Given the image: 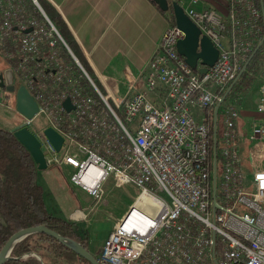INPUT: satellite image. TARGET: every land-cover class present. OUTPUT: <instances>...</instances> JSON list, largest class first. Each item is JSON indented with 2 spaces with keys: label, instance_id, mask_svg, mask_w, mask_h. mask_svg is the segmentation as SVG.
I'll return each instance as SVG.
<instances>
[{
  "label": "built area",
  "instance_id": "built-area-1",
  "mask_svg": "<svg viewBox=\"0 0 264 264\" xmlns=\"http://www.w3.org/2000/svg\"><path fill=\"white\" fill-rule=\"evenodd\" d=\"M178 3L219 50L217 62L204 75L192 69L177 49L185 34L171 20L142 84L119 96L89 75L38 0H0V42L16 46L4 56L17 60L14 76L38 106L23 124L48 166L68 172L74 190L98 198L110 179L140 190L105 239L101 264H264V84L245 133L253 145L252 184L243 170L241 97L227 96L218 110L224 129L219 136L218 126L216 180L208 116L256 50L262 11L256 0H228L226 14L198 9L200 0ZM47 128L63 137L59 152Z\"/></svg>",
  "mask_w": 264,
  "mask_h": 264
},
{
  "label": "crops",
  "instance_id": "crops-1",
  "mask_svg": "<svg viewBox=\"0 0 264 264\" xmlns=\"http://www.w3.org/2000/svg\"><path fill=\"white\" fill-rule=\"evenodd\" d=\"M43 1L50 13L63 22L99 86L102 89L109 88L119 96H126L129 92V96L135 94L134 88L142 84L149 70L148 63L171 22L170 15L163 13L153 0ZM205 8L226 14L228 0H200L198 9ZM2 50L4 53L5 50ZM260 89L252 94L251 99H246L247 95L241 98L242 152V145L249 142L245 133L249 132L253 123ZM149 98L155 102L159 100L153 93L149 94ZM193 113L199 120L205 116L204 111L196 107ZM251 148L249 142L248 165L243 160L247 184H252L254 172L250 160Z\"/></svg>",
  "mask_w": 264,
  "mask_h": 264
},
{
  "label": "trees",
  "instance_id": "trees-1",
  "mask_svg": "<svg viewBox=\"0 0 264 264\" xmlns=\"http://www.w3.org/2000/svg\"><path fill=\"white\" fill-rule=\"evenodd\" d=\"M38 2L57 27L72 52L79 59L84 69L95 79L84 57L72 41L63 22L59 17L50 13V10L43 0H38ZM256 2L259 9H261L260 0H256ZM171 3L170 1V11L167 13L163 12L156 3L155 5L163 13L169 14L172 23L175 25V17ZM39 17L41 16L39 15ZM260 25L262 27L261 41L264 36L263 17H261ZM2 49L16 52V46L9 41L4 44ZM65 57H68L67 52L65 53ZM263 59L264 45L257 52L247 70L228 94V100H233L249 93L253 82L260 74ZM9 61L11 68L15 69L17 60ZM213 114L214 110L208 116L211 118V125L214 130ZM38 172V166L34 162L31 154L19 142L14 133L10 130L0 128V252L12 235L21 230L39 226H45L65 238L77 241L89 250V242L83 239L76 223L54 216L50 212L46 202L45 191L38 183ZM5 264L91 263L70 248L61 244L58 240L46 234H34L15 246L11 254V260Z\"/></svg>",
  "mask_w": 264,
  "mask_h": 264
},
{
  "label": "rangeland",
  "instance_id": "rangeland-1",
  "mask_svg": "<svg viewBox=\"0 0 264 264\" xmlns=\"http://www.w3.org/2000/svg\"><path fill=\"white\" fill-rule=\"evenodd\" d=\"M0 42V73L11 67L10 61L5 58ZM15 74V86L22 85L20 78ZM264 82V59L260 74L253 82L246 99H251L254 92L259 91ZM261 90V89H260ZM243 98V96L241 97ZM16 93L0 90V128L12 131L24 123V116L18 111ZM38 127L44 126L43 118L35 122ZM224 123L219 117V136L222 135ZM253 145L251 144V147ZM249 142L242 145V158L248 165ZM264 165V160L262 161ZM68 172L57 167L49 166L38 172V183L43 187L46 202L50 212L57 217L64 218L77 224L84 240L89 242V251L98 259L105 239L113 231L116 224L122 221L131 206L140 195V190L134 185L121 186L113 179L104 183L101 195L90 198L81 191L74 190L69 183Z\"/></svg>",
  "mask_w": 264,
  "mask_h": 264
},
{
  "label": "water",
  "instance_id": "water-1",
  "mask_svg": "<svg viewBox=\"0 0 264 264\" xmlns=\"http://www.w3.org/2000/svg\"><path fill=\"white\" fill-rule=\"evenodd\" d=\"M163 12L170 11V1L169 0H153ZM261 11L264 20V0H260ZM171 6L173 8L175 25L185 34V37L180 40L177 44L178 52L186 60V63L194 70L198 71L201 75L206 74L209 71V68L213 67L219 58V50L214 46L211 39L202 35L200 29L197 25L187 16L184 9L179 5L178 2H172ZM32 31V29L27 32ZM264 45V36L262 40L256 47L251 59L244 66L240 72L238 79L232 84L223 100L218 104L215 109L214 114V179L216 180V157H217V132H218V110L221 103L227 98L228 94L232 91L235 84L243 73L247 70L250 62L255 57L257 52ZM15 76L12 68H8L4 72L0 73V90H5L10 93H16V105L18 111L27 119H33L38 113V106L35 100L33 99L30 92L24 85H21L18 89L14 84ZM64 105L67 108H70V101L67 100ZM15 137L19 142L29 151L34 162L38 166V170H46L49 166L47 164L45 155L41 149V143L37 137L29 130L25 124H21L12 130ZM45 135L55 146L56 150L59 152L63 145L64 139L52 128H47L45 130ZM216 196V191H214V198ZM214 207H217V203H214ZM34 234H46L56 240H58L64 246L70 248L76 254L81 256L83 259L87 260L91 264H101L99 260L87 250L81 243L65 238L58 234L57 232L45 227H30L24 230H21L10 237L5 246L0 252V264H5L11 260V254L13 249L17 244L25 240L31 235Z\"/></svg>",
  "mask_w": 264,
  "mask_h": 264
},
{
  "label": "bare ground",
  "instance_id": "bare-ground-1",
  "mask_svg": "<svg viewBox=\"0 0 264 264\" xmlns=\"http://www.w3.org/2000/svg\"><path fill=\"white\" fill-rule=\"evenodd\" d=\"M18 78V77H17ZM144 198H146V197H143L142 199H144Z\"/></svg>",
  "mask_w": 264,
  "mask_h": 264
}]
</instances>
